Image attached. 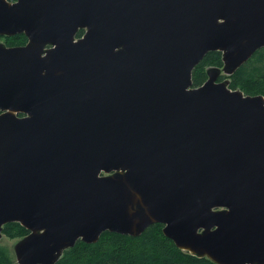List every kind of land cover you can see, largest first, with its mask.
Returning a JSON list of instances; mask_svg holds the SVG:
<instances>
[{"label": "water", "instance_id": "1", "mask_svg": "<svg viewBox=\"0 0 264 264\" xmlns=\"http://www.w3.org/2000/svg\"><path fill=\"white\" fill-rule=\"evenodd\" d=\"M16 35L0 43V240L29 232L19 264L154 224L215 264H264V97L218 81L264 48V0H0V37ZM211 52L223 67L195 88Z\"/></svg>", "mask_w": 264, "mask_h": 264}, {"label": "trees", "instance_id": "2", "mask_svg": "<svg viewBox=\"0 0 264 264\" xmlns=\"http://www.w3.org/2000/svg\"><path fill=\"white\" fill-rule=\"evenodd\" d=\"M12 1V0H9ZM84 31L78 33L81 37ZM8 47L24 46L28 39L25 35L0 37ZM222 54H207L193 72V87L202 86L211 68H222ZM230 80V88L241 90L245 95L264 97V48L241 66L231 77L222 76L219 81ZM163 225L155 224L139 236L104 232L95 243L79 240L74 247L66 250L56 264H215L208 258H199L180 250L163 233ZM4 236L22 239L29 232L17 223L3 228ZM0 264H12L6 248L0 247Z\"/></svg>", "mask_w": 264, "mask_h": 264}, {"label": "rangeland", "instance_id": "3", "mask_svg": "<svg viewBox=\"0 0 264 264\" xmlns=\"http://www.w3.org/2000/svg\"><path fill=\"white\" fill-rule=\"evenodd\" d=\"M0 43H4V41L0 40ZM222 76H225V75L222 74L220 77H222ZM219 79H218V81H219ZM17 243H18L17 239H10V238H8V237H6L4 235L2 236V238L0 240V247L6 248V250L9 253L10 258L12 259V264H19L18 261H17V258H16V254H15V245Z\"/></svg>", "mask_w": 264, "mask_h": 264}, {"label": "flooded vegetation", "instance_id": "4", "mask_svg": "<svg viewBox=\"0 0 264 264\" xmlns=\"http://www.w3.org/2000/svg\"><path fill=\"white\" fill-rule=\"evenodd\" d=\"M80 31H81V30H80ZM80 31H79V32H80ZM82 31H84V30H82ZM84 33H85V31H84ZM83 35H84V34H83ZM83 35H82L81 37H78V35H77V38H82V37H83Z\"/></svg>", "mask_w": 264, "mask_h": 264}]
</instances>
